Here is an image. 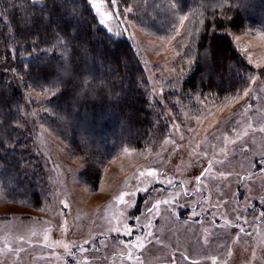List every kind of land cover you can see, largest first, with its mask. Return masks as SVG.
<instances>
[{"label":"rangeland","instance_id":"374dc122","mask_svg":"<svg viewBox=\"0 0 264 264\" xmlns=\"http://www.w3.org/2000/svg\"><path fill=\"white\" fill-rule=\"evenodd\" d=\"M126 9L117 7L119 16L108 27L99 25L115 39L126 38L139 58L154 130L145 148L122 149L104 167L96 191L80 183L82 161L41 121L50 94L19 83L10 67L12 50L0 59V76L24 95L21 133L50 194L49 204L36 210L9 202L0 192V264H83L85 259L88 264H212V256L217 264H264V132L259 131L264 127V30L230 33L253 67L240 91L194 96L184 89L194 67L182 59L185 43L151 35ZM148 171L151 177L139 175ZM121 192L123 204L116 202ZM157 201L158 210L148 213ZM124 225L133 230L131 236L124 235ZM137 237L144 247L119 243H135Z\"/></svg>","mask_w":264,"mask_h":264},{"label":"trees","instance_id":"16d2710c","mask_svg":"<svg viewBox=\"0 0 264 264\" xmlns=\"http://www.w3.org/2000/svg\"><path fill=\"white\" fill-rule=\"evenodd\" d=\"M118 7L131 8L130 18L151 35L185 43L182 59L194 62L184 83L191 95L230 96L247 84L253 67L230 33L264 30V0H118ZM11 50L19 83L50 94L41 121L82 161L84 187L96 191L122 149L148 145L154 119L144 69L130 42L110 36L86 0H0V59ZM24 101L0 76V192L40 210L50 194L21 133Z\"/></svg>","mask_w":264,"mask_h":264},{"label":"snow or ice","instance_id":"6c2138e0","mask_svg":"<svg viewBox=\"0 0 264 264\" xmlns=\"http://www.w3.org/2000/svg\"><path fill=\"white\" fill-rule=\"evenodd\" d=\"M34 2H38V0H34ZM86 2L88 4L89 8L94 11L95 15L97 17H99V24L100 25H104L105 27H108V22L111 21L112 19H114L115 17L119 16V12L115 11V9L118 7V0H86ZM223 2H226V0H222V3ZM106 3H107L108 6H111L113 11H109L108 10V7L106 6ZM126 10L128 12L132 11L131 8H127ZM186 19H188V17H186V16L182 17L181 21L186 20ZM108 31H111V28H108ZM177 34H179V32H177ZM185 34L187 35V33H185ZM262 38H264V37H262ZM237 39H239V37H237ZM241 94L243 96H248L249 95V91L247 89H243ZM236 98H238V97H236ZM249 127H251V125H249ZM259 131L264 132V127L260 128ZM244 135H247V132H244ZM165 142L167 143V141H165ZM232 142L235 143V141H232ZM125 151H127V149H125ZM210 169H211V163L209 164V167L204 170V173H202V175L207 174L210 171ZM139 175L141 177H143L145 175L151 177L153 175V172L152 171H148L147 173L140 172ZM220 175L223 176V173H221ZM200 179L201 178L199 176L196 178L198 183L200 182ZM168 182H169V184L172 183L171 180H169ZM197 190H199V189H197ZM137 191H148V189L147 188H137ZM134 194L135 193H131V195H134ZM125 195H126V193L121 192L116 197V202L117 203H121V204L126 203ZM162 202L163 203H169V201H162ZM159 203H161V201H157V203L154 204L152 207L147 208V212L148 213H152L153 209H157L158 210ZM65 207H67L66 204H65ZM121 215H122V213H121ZM260 215H261L262 218H264V212H261ZM136 219L138 220L139 217H136ZM239 219L240 218L237 217V220H239ZM245 222H247V221H245ZM65 224H66V221H65ZM147 226H150V222H149V225H147ZM123 227H124V235L131 236L133 230L131 228H129L127 225H124ZM111 230L119 233L121 231V228L120 227H114ZM244 231H245V229L243 227H241L240 228V232H244ZM147 236L151 237L152 233L148 232ZM44 238L47 239L48 238L47 235H45ZM57 243H60V242H57ZM84 243L85 244H89L90 242L88 240H85ZM119 243L124 245L126 248H131V247H140V248H142V247H144L140 237L136 238V242L135 243H132L131 241L125 242L124 240H120ZM63 246L66 249L68 247L67 245H63ZM73 247H78L81 252L85 251V249L82 246L73 245ZM9 251H15V250L9 248ZM69 254H72L70 250H69ZM229 254H231V253H229ZM253 255H254V253H253ZM128 258L129 259L132 258V253L131 252L128 253ZM209 258L212 260V264H217V258L215 256H212V257H209ZM184 259L187 260L188 257L185 256ZM83 264H88V261L85 259L83 261ZM191 264H200V262L198 260H192Z\"/></svg>","mask_w":264,"mask_h":264}]
</instances>
